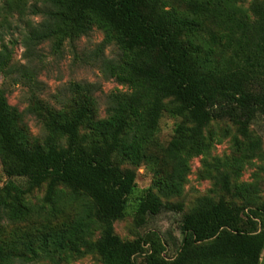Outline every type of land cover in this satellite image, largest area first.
Returning a JSON list of instances; mask_svg holds the SVG:
<instances>
[{
    "label": "trees",
    "instance_id": "16d2710c",
    "mask_svg": "<svg viewBox=\"0 0 264 264\" xmlns=\"http://www.w3.org/2000/svg\"><path fill=\"white\" fill-rule=\"evenodd\" d=\"M22 1L26 9L28 0H16ZM31 1L28 9L41 20L23 39L28 61L43 42L61 46L97 26L105 33L102 46L114 43L121 51L103 71L127 89L107 94L104 117L89 84H73L71 91L81 96L73 106L50 107L35 94L37 66H16L12 49L2 43L0 73L15 67V81L31 87L28 111L44 120L45 135L43 141L30 140L22 112L0 88V160L8 177L19 179L12 186L0 182V264H35L59 251L82 253L79 245L97 253L102 264H264V202L255 207L199 197L182 215L184 236L170 258L158 232L122 239L113 225L129 208L141 221L163 210L183 212L181 202L162 196L181 195L190 160L210 153L212 138L205 134L210 124L228 119L248 136L255 119L264 116V0L249 8L243 0H182L183 9L167 0ZM206 22L220 31L201 33ZM165 110L184 123L161 145L156 139ZM84 125L93 133H82ZM249 148H260V141L252 139ZM125 161L154 164V184L136 200L131 197L137 172L123 168ZM45 183L47 200L55 198L59 185L71 189L74 200L79 194L85 201L79 213L33 237H3L7 223L34 213L23 196ZM220 183L231 191L228 173ZM96 229L101 236L93 240Z\"/></svg>",
    "mask_w": 264,
    "mask_h": 264
},
{
    "label": "rangeland",
    "instance_id": "374dc122",
    "mask_svg": "<svg viewBox=\"0 0 264 264\" xmlns=\"http://www.w3.org/2000/svg\"><path fill=\"white\" fill-rule=\"evenodd\" d=\"M255 0H243L246 8ZM169 6L184 8L182 0H167ZM31 0L26 1V9L21 7L16 0H0V49L5 43L12 49V62L18 65L37 66L38 85L35 94L46 105L56 109H67L73 106L79 96L71 88L74 83L89 84L93 90L98 113L101 117L106 115L107 94L112 91H126V87L117 82L113 77L104 73V63L108 59H115L121 52L114 43L102 46L105 33L97 26L85 36L76 40H66L61 46H55L48 40L38 46L37 54L33 61L25 57L26 47L23 39L32 24H36L41 17L32 14L28 6ZM218 33L219 27L211 22H206L201 33L208 31ZM17 68L9 73H0V88L7 92L8 101L17 106L23 114L28 127V136L31 141H43L45 135V122L34 113L28 111L30 104L31 87L16 82L14 73ZM184 120L173 116L169 111L163 112L157 132V142L166 145L175 134V130ZM82 133L92 134L86 125ZM205 134L212 138V149L207 156H194L190 160V169L186 176L183 192L179 196L166 198L164 201L183 204V212L163 210L155 216L145 217L144 221L137 219L132 208L127 215L114 221L115 232L122 239H134L150 231L158 232L166 243V257H174L181 245L184 234L180 228L182 215L193 210L198 204L199 197L207 195L217 200H225L238 204L258 206L264 202V116H258L249 128V135H241L237 126L228 119L215 121L205 130ZM239 143L235 145L234 138ZM259 140L260 148L250 150V141ZM65 144V138L60 140ZM153 149V148H152ZM157 155V149L154 151ZM234 158V165H233ZM116 161L118 159L116 158ZM205 161L207 163L205 164ZM154 164L144 162L136 165L130 161L122 164L123 168H132L137 172L138 188L132 194L131 200H136L141 191L154 184ZM234 166V169H233ZM228 173L231 191L226 193L221 187V177ZM0 182H7L12 186L18 185L19 179L9 178L5 165L0 160ZM156 189V188H155ZM47 183L36 188L32 193L23 196V200L35 211L27 220H17L7 223L4 227L3 237L19 239L24 236L33 237L40 232L55 230L63 223L72 221L79 213L81 202L79 194L71 189L59 185L53 200L46 199ZM158 192V190L156 189ZM159 193V192H158ZM101 231L96 229L91 238L97 239ZM1 237V238H3ZM82 253L75 251L56 252L54 255L42 257L35 264H102L97 253L89 252L79 245ZM142 258L136 257L137 261Z\"/></svg>",
    "mask_w": 264,
    "mask_h": 264
}]
</instances>
